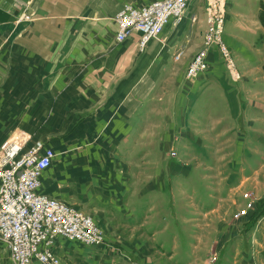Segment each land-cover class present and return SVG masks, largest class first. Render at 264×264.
<instances>
[{"label":"crops","instance_id":"crops-1","mask_svg":"<svg viewBox=\"0 0 264 264\" xmlns=\"http://www.w3.org/2000/svg\"><path fill=\"white\" fill-rule=\"evenodd\" d=\"M150 2L0 0V149L44 141L55 157L40 191L104 229L101 247L60 239L62 264H264V39L226 38L241 80L216 47L188 77L199 3L144 51L137 33L116 39L119 11ZM171 147L204 171L165 164ZM9 252L0 242V264Z\"/></svg>","mask_w":264,"mask_h":264},{"label":"built area","instance_id":"built-area-1","mask_svg":"<svg viewBox=\"0 0 264 264\" xmlns=\"http://www.w3.org/2000/svg\"><path fill=\"white\" fill-rule=\"evenodd\" d=\"M191 0H154L147 5L126 4L116 15V39L123 42L139 34L144 51L169 23L179 24ZM227 0H207L203 48L190 61L187 74L208 68L207 52L216 47L235 79L240 77L234 54L224 38ZM29 19V16H23ZM194 16L192 21H196ZM183 51L175 54L179 60ZM55 157L42 140L28 145L24 137H8L0 149V241L8 246L13 264H61L56 252L60 239L99 247L105 243L102 228L75 205L40 191L43 172Z\"/></svg>","mask_w":264,"mask_h":264},{"label":"rangeland","instance_id":"rangeland-1","mask_svg":"<svg viewBox=\"0 0 264 264\" xmlns=\"http://www.w3.org/2000/svg\"><path fill=\"white\" fill-rule=\"evenodd\" d=\"M226 2H227L226 3V23H225V31H224L225 41H226V38L228 39L231 37V38L235 39L238 36H246L247 38H252L253 37L252 33H257L256 37L258 39H260V40L264 39V0H227ZM193 3H194V5L199 3V5L202 7V9L199 10V12H200V14L201 13L202 14L200 15L199 19L197 18V20H196L197 22H195V21L193 22L191 20L192 21L191 24H196V26L199 29V33H201V35L198 34V36L199 37L203 36L202 40H204L205 30L203 33L202 25L205 22L204 17L207 16L209 5L207 4V0H201V1L200 0H193ZM193 10L195 11L196 9L193 8L190 11L193 12ZM190 15H191V13H190ZM200 27H202V28H200ZM211 48H214V47H211ZM214 49H216V48H214ZM220 57H222V56L220 55ZM223 64L225 65L227 70L230 71L229 68L227 67L225 61H223ZM209 68H210V63H209L208 68L204 71L209 70ZM204 71H202V72H204ZM239 73H240V77L237 80H241L243 78V74L240 70H239ZM187 76H188V74H187ZM188 77H194V76H188ZM216 111H221V109L216 108ZM203 127H204V124L202 123V126H201L202 129L197 131L196 136L197 135L204 136V131H203L204 128ZM168 155L169 156H167L166 159L164 160V161H168V162H165V164H167L169 162H170V164L175 163L174 162L175 160L173 161L172 157H177L178 161L181 164L190 163V164H193L195 166H200V168L202 167L203 171H204V165L207 161L205 157H204V159H200L198 157L192 158V157H187V156L186 157L178 156V153L175 151V149L173 150L172 147L169 150ZM212 158H213L214 163L220 162L219 156L212 157ZM200 161H201V164L199 163ZM216 194H219V193H216ZM245 196L249 199L248 206L244 210H240V209L238 211H236V209L233 210L234 212L236 211L233 215L234 218H236V219L240 218L241 215L243 216V214L246 213L247 209L252 208L253 203L255 202V196L253 195L252 192L245 193ZM79 209H81V208H79ZM81 210L84 211L83 209H81ZM84 212L87 213L86 211H84ZM94 220H96V219H94ZM96 222L98 223L97 220H96ZM99 226L102 228V226L100 224H99ZM102 230L104 232L105 243H106V234H105V231L103 228H102ZM9 256H10V252H9ZM8 259L9 260L6 261L7 264H13L11 261V257Z\"/></svg>","mask_w":264,"mask_h":264}]
</instances>
